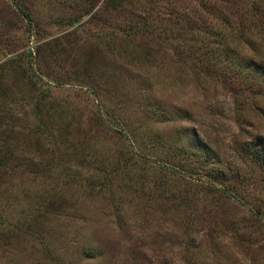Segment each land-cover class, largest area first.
<instances>
[{"label":"rangeland","instance_id":"1","mask_svg":"<svg viewBox=\"0 0 264 264\" xmlns=\"http://www.w3.org/2000/svg\"><path fill=\"white\" fill-rule=\"evenodd\" d=\"M0 264H264V0H0Z\"/></svg>","mask_w":264,"mask_h":264}]
</instances>
